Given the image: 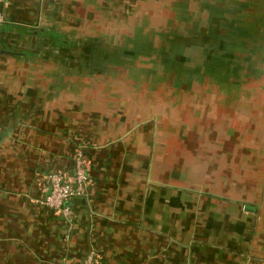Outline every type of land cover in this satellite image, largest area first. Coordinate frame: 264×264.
<instances>
[{
    "label": "crops",
    "instance_id": "obj_1",
    "mask_svg": "<svg viewBox=\"0 0 264 264\" xmlns=\"http://www.w3.org/2000/svg\"><path fill=\"white\" fill-rule=\"evenodd\" d=\"M174 2L2 0L0 264H264V94L237 127L192 89ZM79 147L68 219L40 200Z\"/></svg>",
    "mask_w": 264,
    "mask_h": 264
},
{
    "label": "rangeland",
    "instance_id": "obj_2",
    "mask_svg": "<svg viewBox=\"0 0 264 264\" xmlns=\"http://www.w3.org/2000/svg\"><path fill=\"white\" fill-rule=\"evenodd\" d=\"M174 1L168 5L182 16L174 15L173 27L186 28L188 34L177 39L191 44L193 49L184 57L189 65L183 69L195 77L190 86L206 96L218 95L228 107L234 103L233 109L241 115L235 123L237 127L245 125L249 112L263 101L264 35L260 34H264V0H206L198 4ZM250 32L254 37L249 36ZM175 74L179 75L164 73ZM231 94H237V102L227 99ZM250 94L255 96L247 106Z\"/></svg>",
    "mask_w": 264,
    "mask_h": 264
},
{
    "label": "built area",
    "instance_id": "obj_3",
    "mask_svg": "<svg viewBox=\"0 0 264 264\" xmlns=\"http://www.w3.org/2000/svg\"><path fill=\"white\" fill-rule=\"evenodd\" d=\"M0 0V24L6 22L5 15L1 11ZM74 167L72 173L54 171L49 175L50 190L40 200V203L62 213L66 218L73 217L72 202L75 198L84 197L91 184L89 165L82 148H78L73 156ZM85 264H100L96 251L92 250L86 257Z\"/></svg>",
    "mask_w": 264,
    "mask_h": 264
},
{
    "label": "water",
    "instance_id": "obj_4",
    "mask_svg": "<svg viewBox=\"0 0 264 264\" xmlns=\"http://www.w3.org/2000/svg\"><path fill=\"white\" fill-rule=\"evenodd\" d=\"M2 52H3V50L0 49V53H2Z\"/></svg>",
    "mask_w": 264,
    "mask_h": 264
}]
</instances>
